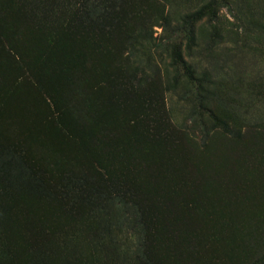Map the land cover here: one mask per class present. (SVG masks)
Returning a JSON list of instances; mask_svg holds the SVG:
<instances>
[{"label":"rangeland","instance_id":"obj_1","mask_svg":"<svg viewBox=\"0 0 264 264\" xmlns=\"http://www.w3.org/2000/svg\"><path fill=\"white\" fill-rule=\"evenodd\" d=\"M119 3L0 0V264H264V0Z\"/></svg>","mask_w":264,"mask_h":264},{"label":"trees","instance_id":"obj_2","mask_svg":"<svg viewBox=\"0 0 264 264\" xmlns=\"http://www.w3.org/2000/svg\"><path fill=\"white\" fill-rule=\"evenodd\" d=\"M105 2L109 3V6L104 7ZM119 2H120V0H79V17L89 18L88 22L91 23V25H86V27L90 31L89 40L91 41L92 45L95 43L97 45L99 44L100 46H104V44H108V41H102L101 39L96 37V34H99L100 32H103V31H104V34H106V32H107V36L111 35V39H112L113 44L116 43L117 40H120L123 37L124 33H123V31H121L122 28H121V25L119 23L124 18H123L121 5ZM189 16L190 15H183L181 17V20H182V18H189ZM92 18H95V19L101 18V19H104L106 22H105V24L104 23H98V22L94 21ZM79 23L82 24V21H80ZM119 25H120V27H119ZM177 26L179 27V25H177ZM176 30H177V28H176ZM191 33H192V41L195 42V40H197V39H196L195 34H194L195 32L193 31V26L191 29ZM112 43H111V48H113ZM194 45H196V44L194 43ZM156 46H159V45H154V47H156ZM68 47L70 48L69 45H68ZM164 49L167 52L168 48L165 47ZM80 51L81 50L79 49V52ZM178 51H179V47H178ZM166 56L169 58V56H170L169 53H166ZM189 57H190V55H189ZM180 62L182 64H185V62L183 63L181 61V59H180ZM162 64L164 67V75H166V76L168 75V70L165 69L167 67H171L173 70V73L175 75H177V72L175 71V67L173 66L172 62L163 63V61H162ZM78 75H79V73H78ZM192 80H193V77H192ZM175 82H177V81H175ZM202 101L203 100L200 101V105H201ZM65 108L70 113L75 112L76 117H79V105L77 102L68 103L67 106H65ZM204 110L207 111V109L205 107H204ZM208 113H209V111H208ZM200 120H201L202 125L209 123V118H207V117H202ZM214 120H215V118H214ZM203 126H205V125H203ZM145 133H146V135H144V132L143 133L140 132L139 133L140 138L146 139L148 137L147 136L148 134L150 137L152 136L151 133H148V132H145ZM123 203L126 204V206L128 205V202H123ZM157 205H158L159 209L165 210V214L162 215V213H160V216L164 217L165 226H171L170 227V233L173 234L172 241L176 242L175 249H176V247H179L178 245L182 242L181 239L183 237H186L187 240L192 244H195L198 242L197 237H196V229L192 228V226H191V219L189 217L188 218L184 217L185 212H183V210L185 209L186 213L188 214L187 208H189L190 203L186 202L184 204H176V202H173L172 200L163 199V200L157 201ZM121 217H123V216H121ZM121 217H120V220H121ZM184 233H186V234L184 235ZM176 252L177 251L173 250L174 254ZM140 260H141L140 264H149L147 261L146 255H145V251L140 253ZM197 264H204V263L198 262Z\"/></svg>","mask_w":264,"mask_h":264}]
</instances>
